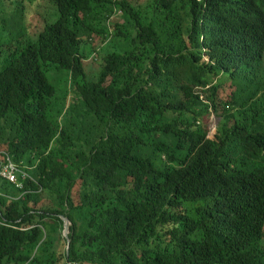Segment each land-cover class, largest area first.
I'll use <instances>...</instances> for the list:
<instances>
[{
    "label": "trees",
    "instance_id": "trees-1",
    "mask_svg": "<svg viewBox=\"0 0 264 264\" xmlns=\"http://www.w3.org/2000/svg\"><path fill=\"white\" fill-rule=\"evenodd\" d=\"M5 154L0 264H264V0H0Z\"/></svg>",
    "mask_w": 264,
    "mask_h": 264
},
{
    "label": "rangeland",
    "instance_id": "rangeland-1",
    "mask_svg": "<svg viewBox=\"0 0 264 264\" xmlns=\"http://www.w3.org/2000/svg\"><path fill=\"white\" fill-rule=\"evenodd\" d=\"M139 2H143V1H139ZM42 12H44V10H42ZM113 24H124V20L122 18V12L118 13V15L116 17H114L112 19V25ZM29 28V27H28ZM114 30V27H111ZM29 32L34 34L35 30H32L31 28H29ZM205 62L210 63V59L206 58ZM103 64V59L99 56L98 58H95L94 61H90L86 64L87 66V70L90 73L92 78H95L94 76H96V74L99 72L98 68L99 66H101ZM251 71V70H250ZM254 78L253 74L250 72L249 74H246L242 77V80L245 82H249L250 80H252ZM227 86H232V88H230V90L234 89L235 90V86H233L230 82H227ZM75 101V98L71 95L70 96V103H73ZM203 122L206 124V126L209 129V133H210V138L214 139L217 131L220 127V124L222 122V118L215 115V114H211L208 117H206ZM33 170V168H32ZM63 235V233H62ZM65 248L62 245V247H60V251H64Z\"/></svg>",
    "mask_w": 264,
    "mask_h": 264
},
{
    "label": "built area",
    "instance_id": "built-area-1",
    "mask_svg": "<svg viewBox=\"0 0 264 264\" xmlns=\"http://www.w3.org/2000/svg\"><path fill=\"white\" fill-rule=\"evenodd\" d=\"M4 156L5 161L1 163L0 177L18 190H24L25 182L32 179L30 175L32 168L24 164H17L10 155L5 154Z\"/></svg>",
    "mask_w": 264,
    "mask_h": 264
},
{
    "label": "water",
    "instance_id": "water-1",
    "mask_svg": "<svg viewBox=\"0 0 264 264\" xmlns=\"http://www.w3.org/2000/svg\"><path fill=\"white\" fill-rule=\"evenodd\" d=\"M61 220L63 222V238L66 241L67 250L69 251V246H70V239H69L70 221L67 218H64V217H61Z\"/></svg>",
    "mask_w": 264,
    "mask_h": 264
}]
</instances>
